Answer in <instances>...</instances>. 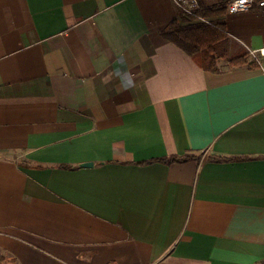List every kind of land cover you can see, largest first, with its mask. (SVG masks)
<instances>
[{
    "label": "crops",
    "instance_id": "0c3cea01",
    "mask_svg": "<svg viewBox=\"0 0 264 264\" xmlns=\"http://www.w3.org/2000/svg\"><path fill=\"white\" fill-rule=\"evenodd\" d=\"M177 15L0 0V264H264V56L204 70ZM223 18L264 45L262 9Z\"/></svg>",
    "mask_w": 264,
    "mask_h": 264
},
{
    "label": "trees",
    "instance_id": "16d2710c",
    "mask_svg": "<svg viewBox=\"0 0 264 264\" xmlns=\"http://www.w3.org/2000/svg\"><path fill=\"white\" fill-rule=\"evenodd\" d=\"M223 2L224 0L218 4L207 6L200 11L203 15L214 16L211 24L199 23L178 13L164 28L162 35L164 39L182 48L204 70L218 71L221 59H225L230 66L247 65L254 67L257 63L254 60H250L247 51L243 49L233 55H229L230 37L223 18L226 14V7ZM191 157L193 155L173 154L154 160L170 163L173 161L182 162ZM208 159H219V157L209 156ZM145 162L147 161L142 163Z\"/></svg>",
    "mask_w": 264,
    "mask_h": 264
},
{
    "label": "built area",
    "instance_id": "2783aa9c",
    "mask_svg": "<svg viewBox=\"0 0 264 264\" xmlns=\"http://www.w3.org/2000/svg\"><path fill=\"white\" fill-rule=\"evenodd\" d=\"M178 13L191 18L193 21L199 23L211 24L214 16H207L200 13V11L207 6H203L200 0H172ZM224 5L226 12L235 13L260 8L264 11V0H225ZM248 54L255 62H259L260 58L264 56V45L258 48L247 47Z\"/></svg>",
    "mask_w": 264,
    "mask_h": 264
},
{
    "label": "rangeland",
    "instance_id": "374dc122",
    "mask_svg": "<svg viewBox=\"0 0 264 264\" xmlns=\"http://www.w3.org/2000/svg\"><path fill=\"white\" fill-rule=\"evenodd\" d=\"M222 1L223 0H200V3L203 6H212V5L218 4ZM229 45H230L229 55H233V54H235L236 51L238 52V51L242 50L241 45L238 44V42H236L234 39L230 38ZM224 61H225V59H221L220 63H222Z\"/></svg>",
    "mask_w": 264,
    "mask_h": 264
},
{
    "label": "water",
    "instance_id": "95a60500",
    "mask_svg": "<svg viewBox=\"0 0 264 264\" xmlns=\"http://www.w3.org/2000/svg\"><path fill=\"white\" fill-rule=\"evenodd\" d=\"M84 165H91V163L87 162V163H84Z\"/></svg>",
    "mask_w": 264,
    "mask_h": 264
}]
</instances>
